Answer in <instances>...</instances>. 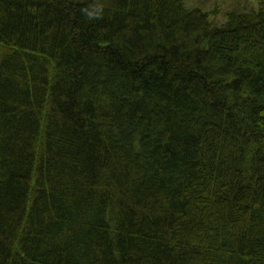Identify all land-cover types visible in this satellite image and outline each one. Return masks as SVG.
<instances>
[{"label": "trees", "instance_id": "obj_1", "mask_svg": "<svg viewBox=\"0 0 264 264\" xmlns=\"http://www.w3.org/2000/svg\"><path fill=\"white\" fill-rule=\"evenodd\" d=\"M247 1L0 0V264H264Z\"/></svg>", "mask_w": 264, "mask_h": 264}, {"label": "rangeland", "instance_id": "obj_2", "mask_svg": "<svg viewBox=\"0 0 264 264\" xmlns=\"http://www.w3.org/2000/svg\"><path fill=\"white\" fill-rule=\"evenodd\" d=\"M186 4L189 7L199 6L204 10H211L213 8H218L217 10V21H222L223 14L232 7L241 4L248 5L252 4L249 1H240V0H186Z\"/></svg>", "mask_w": 264, "mask_h": 264}]
</instances>
